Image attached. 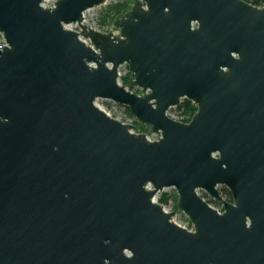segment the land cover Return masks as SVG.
<instances>
[{
  "label": "water",
  "instance_id": "95a60500",
  "mask_svg": "<svg viewBox=\"0 0 264 264\" xmlns=\"http://www.w3.org/2000/svg\"><path fill=\"white\" fill-rule=\"evenodd\" d=\"M106 1L0 0V264H264V0H134L118 34L82 22Z\"/></svg>",
  "mask_w": 264,
  "mask_h": 264
},
{
  "label": "built area",
  "instance_id": "2783aa9c",
  "mask_svg": "<svg viewBox=\"0 0 264 264\" xmlns=\"http://www.w3.org/2000/svg\"><path fill=\"white\" fill-rule=\"evenodd\" d=\"M54 1L55 0H44L43 5H49V4L53 3ZM246 1H248V2H250L252 4L259 5L258 3H256L255 0H246ZM129 7H130V5H129ZM86 12H87V10L84 11V13H83V21H82L83 23L91 26L92 28H94L96 30H100V31H111L114 34H118L119 33V29L112 24V20L113 19L112 20H108L109 23H108V25L106 27V25H99L95 21L88 20L87 19V16H86ZM66 26L69 27V28H75L76 27V24H68ZM80 37L86 43L91 44V42L89 41V39L84 38L82 36H80ZM4 44H5V40H4L3 36L0 33V48H3L2 45H4ZM92 47L95 48L93 44H92ZM118 74H119L118 75V81L120 83H122V80L124 78H126L128 81L130 79H132V73L129 70L128 65L125 64V63L118 66ZM126 87L128 89L132 90V91H135L137 93H141V89L138 88V87H136V86H134V88L131 89V88H129V85L126 84ZM183 99H181V101L178 104L169 107L166 110V114L168 116H170L171 118L175 119V120L187 122V121L190 120V118L192 117L193 114L191 112H189L188 110H185V108H184L183 105L179 106V104L182 102ZM191 102L194 104L193 101H191ZM121 106H122L123 110L119 114H114V115L111 114L109 111H106L104 108L103 109L107 113H109L110 115H112V116H114V117H116L118 119H121L124 122L132 123L133 125H135V123L137 122L136 118L133 115H131L130 113H127L126 106H124V105H121ZM131 131H135V132H145L146 129L145 130H140L139 128L134 127V128L131 129ZM147 136L150 139H156V138H158V135L157 134H154V133L151 134V135H147ZM170 189L172 191L171 194H169L170 192H168V190H170ZM173 193H175V195H176V200H175V197L173 196ZM197 193L199 195H201L206 200V198L204 196L205 191L203 189H197ZM163 194H166V197H167L166 200H161V197H162ZM154 200L160 202L163 205V208H164L165 211H172V210H174V209L177 208V206H176V202H177V192H176L175 188H173V187H165L163 190L159 191L154 196ZM210 205L213 206L214 208H216L218 211H222V209H223V204L216 205V206L215 205H212V204H210ZM172 220L174 222H176L177 224L186 227L187 229H193L192 223L190 222V220L188 219V217L182 211L176 210V213L173 215Z\"/></svg>",
  "mask_w": 264,
  "mask_h": 264
},
{
  "label": "trees",
  "instance_id": "16d2710c",
  "mask_svg": "<svg viewBox=\"0 0 264 264\" xmlns=\"http://www.w3.org/2000/svg\"><path fill=\"white\" fill-rule=\"evenodd\" d=\"M259 0H256V3H258ZM129 8V4L125 1V0H122V1H116V2H113V3H110L108 4L104 11L102 12L101 16H100V22L102 23H106L108 20H112L114 18V16L118 13H121V12H124L125 10H127ZM122 83L123 84H127L129 85V88L133 89L134 86L133 85H130L129 84V81L124 78L122 80ZM183 105L185 110H188L189 112H191L192 114L195 112L196 110V105L193 104L191 102V100L187 99V98H184V100L179 104V106ZM126 111L127 113H129V110L128 108L126 107ZM140 124V123H139ZM141 127H143L145 129V127L140 124ZM221 192L224 196H226L227 198H230L231 194L229 192V190L226 188V187H221ZM173 196L175 197V200H176V195L175 193H173ZM166 194H163L162 197H161V200H166Z\"/></svg>",
  "mask_w": 264,
  "mask_h": 264
},
{
  "label": "rangeland",
  "instance_id": "374dc122",
  "mask_svg": "<svg viewBox=\"0 0 264 264\" xmlns=\"http://www.w3.org/2000/svg\"><path fill=\"white\" fill-rule=\"evenodd\" d=\"M116 1H121V0H107V2L101 6H98V7H94V8H90L87 10L86 12V16H87V19L88 20H91V21H95L97 24L99 25H108V21L104 24L102 22H100V16L102 14V12L104 11L105 7L110 4V3H113V2H116ZM129 5H131L132 1L134 0H125ZM184 100V99H183ZM182 100V101H183ZM97 103L99 106H101L102 108H104L106 111H109L111 114H119L123 108L120 104H117L115 102H113L112 100H108V99H98L97 100ZM140 122H136L134 127H137L139 128L140 130H145L143 127L140 126L139 124ZM167 191V190H166ZM165 191V192H166ZM168 192H170L169 194L172 193L171 189L168 190ZM182 217V216H181Z\"/></svg>",
  "mask_w": 264,
  "mask_h": 264
},
{
  "label": "flooded vegetation",
  "instance_id": "af4514ba",
  "mask_svg": "<svg viewBox=\"0 0 264 264\" xmlns=\"http://www.w3.org/2000/svg\"><path fill=\"white\" fill-rule=\"evenodd\" d=\"M255 1H256V0H255ZM258 4H259V5L261 4L260 0L258 1ZM221 187H225V186H222V185L218 186L219 191H220V194H221V197H222L221 199L216 198V197H213V196H210V195L207 194L206 192L204 193V196H205L206 201H207L208 203H210V204L216 206V205L223 204V202H224L225 200H227V201L232 200L231 196H230V198H227L226 196H224V195L222 194V192H221V190H220Z\"/></svg>",
  "mask_w": 264,
  "mask_h": 264
}]
</instances>
